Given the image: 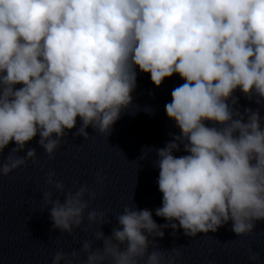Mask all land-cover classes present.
Segmentation results:
<instances>
[{"label": "clouds", "instance_id": "obj_1", "mask_svg": "<svg viewBox=\"0 0 264 264\" xmlns=\"http://www.w3.org/2000/svg\"><path fill=\"white\" fill-rule=\"evenodd\" d=\"M137 69L156 86L184 81L164 106L179 134L154 149L155 215L166 223L126 205L111 235L94 233L101 246L83 242L86 258L57 251L51 264H178V248L156 247L164 229L195 237L231 222L245 236L264 221V0H0V154L15 144L0 175L36 162L35 148L18 153L37 135L50 159L74 127L72 137L87 139L88 127L108 136L134 103ZM237 91L258 107L241 111ZM55 175L45 183L64 199H43L51 228L71 234L96 192H65ZM105 215L88 210L89 227Z\"/></svg>", "mask_w": 264, "mask_h": 264}, {"label": "water", "instance_id": "obj_2", "mask_svg": "<svg viewBox=\"0 0 264 264\" xmlns=\"http://www.w3.org/2000/svg\"><path fill=\"white\" fill-rule=\"evenodd\" d=\"M137 73V86L132 93L134 103L115 122L108 136L88 127L87 139L72 137L74 127L68 130V137L50 159L36 143L37 135L18 153L24 155L27 148H35L36 162L29 160L8 175H0V264H51L57 251L70 255L73 250L79 253L74 260H82L86 258L79 251L83 242L92 240L93 247L101 246L102 241H97L94 233L101 228L105 235H111L112 228L118 226L116 217L126 205L152 210L158 224L166 223L164 218L155 215V209L161 206L162 193L157 184L159 169L154 166L157 159L154 149L165 146L172 134H179L164 106L171 101L172 89L184 81L173 74L156 86L148 73L138 69ZM236 95L241 111L244 107H258L239 91ZM261 115L264 116V109ZM14 146L10 142L0 154V164ZM181 154L184 153H174ZM50 171L55 172V179L63 182L65 192H75L81 185L96 192L85 210L83 223L71 234L51 228L47 208L50 205L45 203L43 193L52 191V198L59 197L61 201L64 196L45 183ZM97 172L103 174V184L97 182ZM85 199H89L87 194ZM92 209L106 213L105 223H93L89 227L86 217ZM263 229L264 221H258L253 233L237 236L229 222L216 232L188 237L182 229L172 236V229L167 228L165 235L157 238L156 247L162 251L178 248L181 252L178 264H242Z\"/></svg>", "mask_w": 264, "mask_h": 264}]
</instances>
